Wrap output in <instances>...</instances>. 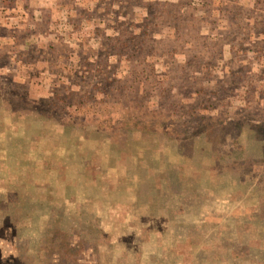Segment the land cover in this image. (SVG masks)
<instances>
[{
    "label": "rangeland",
    "instance_id": "1",
    "mask_svg": "<svg viewBox=\"0 0 264 264\" xmlns=\"http://www.w3.org/2000/svg\"><path fill=\"white\" fill-rule=\"evenodd\" d=\"M0 264H264V0H0Z\"/></svg>",
    "mask_w": 264,
    "mask_h": 264
}]
</instances>
